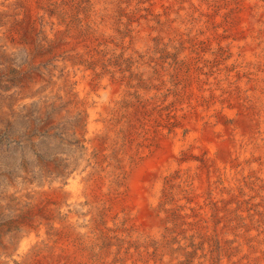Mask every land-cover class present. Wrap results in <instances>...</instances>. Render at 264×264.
Segmentation results:
<instances>
[{"label":"rangeland","instance_id":"rangeland-1","mask_svg":"<svg viewBox=\"0 0 264 264\" xmlns=\"http://www.w3.org/2000/svg\"><path fill=\"white\" fill-rule=\"evenodd\" d=\"M0 32V264H264V0H0ZM161 80L181 109L169 115L167 102L160 128L184 145L147 194L150 223L132 218L130 175L112 146L89 152L85 133L89 109L128 108ZM192 131L251 149L236 189L206 149L191 151ZM83 175L111 185L77 199Z\"/></svg>","mask_w":264,"mask_h":264},{"label":"bare ground","instance_id":"bare-ground-1","mask_svg":"<svg viewBox=\"0 0 264 264\" xmlns=\"http://www.w3.org/2000/svg\"><path fill=\"white\" fill-rule=\"evenodd\" d=\"M103 1V0H102ZM128 1V0H127ZM158 1V0H157ZM164 1V0H163ZM107 2V1H106ZM177 2V1H176ZM182 2V1H181ZM198 2V1H197ZM196 2V3H197ZM33 3V2H32ZM127 3V2H126ZM138 3V2H137ZM112 4V3H111ZM177 4V3H176ZM175 4V5H176ZM158 5V4H157ZM169 5V4H168ZM173 5V4H172ZM191 5V4H190ZM200 5V4H199ZM203 5V4H202ZM201 5V6H202ZM160 7V6H159ZM173 7V6H172ZM179 7V6H178ZM191 7V6H190ZM144 8V7H143ZM112 9V8H111ZM120 9V8H119ZM126 9V8H125ZM180 9V7H179ZM183 9V8H182ZM31 10V9H30ZM38 10V9H37ZM162 10V9H161ZM174 10V8H173ZM184 10V9H183ZM195 10V9H194ZM34 11V10H33ZM82 11V10H81ZM134 11V10H133ZM137 11V10H136ZM36 12V11H35ZM119 12V11H118ZM122 12V11H120ZM188 12V11H187ZM38 13V12H37ZM152 13V12H151ZM165 13V12H164ZM170 13V12H169ZM128 14V13H127ZM132 14V13H131ZM149 14V13H148ZM163 14V13H162ZM177 14V13H176ZM40 15V14H39ZM104 15V14H103ZM106 15V14H105ZM115 15V14H114ZM118 15V14H117ZM49 16V15H48ZM125 16V15H124ZM143 16V15H142ZM155 16V15H154ZM182 16V15H181ZM187 16V15H186ZM192 16V15H190ZM37 17V15H36ZM86 17V15H85ZM127 17V16H126ZM136 17V16H135ZM99 18V17H98ZM108 18V16H107ZM161 18V17H160ZM193 18V17H192ZM104 19V18H103ZM118 19V18H117ZM116 19V20H117ZM135 19V18H134ZM143 19V18H142ZM156 19V18H155ZM169 19V18H168ZM172 19V18H171ZM180 19V18H179ZM96 20V19H95ZM101 20V19H100ZM130 20V19H129ZM191 20V19H190ZM201 20V19H200ZM107 21V20H106ZM142 21V20H141ZM174 21V20H173ZM99 22V21H98ZM132 22V21H131ZM62 23V22H61ZM138 23V22H137ZM159 23V22H158ZM196 23V22H195ZM100 24V23H99ZM126 24V23H125ZM148 24V23H147ZM168 24V23H167ZM170 24V23H169ZM178 24V23H177ZM54 25V24H53ZM57 25V24H56ZM105 25V24H104ZM160 25V24H159ZM197 25V24H196ZM114 26V25H113ZM166 26V25H165ZM170 26V25H169ZM185 26V25H184ZM56 27V26H55ZM54 27V28H55ZM67 27V26H66ZM116 27V26H115ZM142 27V26H140ZM138 27V28H140ZM154 27V26H152ZM168 27V26H167ZM195 27V26H194ZM199 27V26H198ZM83 28V27H82ZM81 28V29H82ZM137 28V27H136ZM93 29V28H92ZM123 29V28H122ZM133 29V28H132ZM161 29V28H160ZM162 30V29H161ZM171 30V29H170ZM46 31V30H45ZM84 31V30H82ZM101 31V30H100ZM99 31V32H100ZM122 31V30H121ZM134 31V30H133ZM138 31V30H137ZM164 31V30H163ZM176 31V30H175ZM180 31V30H179ZM15 32V31H14ZM86 32V31H84ZM159 32V31H158ZM1 33V32H0ZM138 33V32H137ZM190 33V32H189ZM65 34V33H64ZM95 34V33H94ZM134 34V33H133ZM150 34V33H148ZM68 35V34H67ZM83 35V34H82ZM86 35V34H84ZM195 35V33H194ZM29 36V35H28ZM33 36V34H32ZM52 36V35H51ZM104 36V35H103ZM138 36V35H136ZM254 36V35H253ZM84 37V36H83ZM88 37V36H87ZM99 37V36H98ZM111 37V36H110ZM135 37V36H133ZM154 37V36H153ZM196 37V36H195ZM255 37H258L257 35ZM7 38V37H6ZM58 38V37H57ZM63 38V37H62ZM80 38V37H79ZM115 38V37H114ZM185 38V37H184ZM50 39V38H49ZM83 39V38H82ZM91 39V38H90ZM105 39V38H104ZM103 39V40H104ZM111 39V38H110ZM122 39V38H121ZM192 39V38H191ZM31 40V39H30ZM98 40V39H97ZM161 40V39H160ZM189 40V39H188ZM264 40V39H263ZM53 41V40H52ZM66 41V40H65ZM94 41V40H93ZM115 41V40H114ZM119 41V40H118ZM117 41V42H118ZM137 41V40H136ZM165 41V40H164ZM176 41V40H175ZM61 42V41H60ZM59 42V43H60ZM70 42V41H69ZM82 42V41H81ZM103 42V41H102ZM130 42V41H129ZM140 42V41H139ZM157 42V41H156ZM182 42V41H181ZM190 42V41H189ZM63 43V42H62ZM85 43V42H84ZM90 42H88L89 45ZM94 43V42H93ZM111 43V42H110ZM113 43V42H112ZM123 43V42H122ZM138 43V42H137ZM160 43V42H159ZM183 43V42H182ZM49 44V43H48ZM77 44V43H76ZM80 44V42H79ZM96 44V43H95ZM98 44V43H97ZM96 44V45H97ZM54 45V43H53ZM52 45V46H53ZM59 45V44H58ZM142 45V44H140ZM190 45V44H189ZM258 45V44H257ZM56 46V45H55ZM130 46V45H129ZM166 46V45H165ZM171 46V45H170ZM49 47V46H48ZM72 47V46H71ZM74 47V46H73ZM72 47V48H73ZM98 47V46H96ZM133 47V46H132ZM177 47V46H176ZM33 48V47H32ZM68 48V47H67ZM125 48V47H124ZM160 48V47H159ZM190 48V47H189ZM239 48V47H238ZM55 49V48H54ZM102 49V48H101ZM105 49V48H104ZM147 49V48H146ZM154 49V48H153ZM173 49V48H172ZM187 49V48H186ZM192 49V48H190ZM94 50V49H93ZM110 50V49H108ZM59 51V50H58ZM125 51V50H123ZM132 51V50H131ZM136 51V50H135ZM175 51V50H174ZM180 51V50H179ZM189 51V50H188ZM191 51V50H190ZM263 51V50H262ZM34 52V51H33ZM68 52V50H67ZM71 52V51H69ZM73 52V51H72ZM110 52V51H109ZM241 52V50H240ZM94 53V52H93ZM105 53V52H104ZM115 53V52H114ZM113 53V54H114ZM168 53V52H167ZM231 53V52H230ZM236 53V52H235ZM65 54V53H64ZM108 54V53H107ZM163 54V53H162ZM134 55V54H133ZM168 55V54H167ZM180 55V54H179ZM190 55V54H188ZM242 55V54H241ZM77 56V55H76ZM86 56V55H85ZM102 56V55H101ZM157 57V56H156ZM234 57V56H233ZM105 58V57H104ZM116 58V57H115ZM155 58V57H154ZM182 58V57H181ZM84 59V58H83ZM165 59V58H164ZM114 60V59H113ZM119 60V59H118ZM122 60V59H121ZM150 60V59H149ZM182 60V59H181ZM180 60V61H181ZM193 60V59H192ZM66 61V60H65ZM88 61V60H87ZM93 61V60H92ZM128 61V60H127ZM146 61V60H145ZM198 61V60H197ZM136 62V61H135ZM138 62V61H137ZM160 62V61H159ZM162 62V61H161ZM191 62V61H189ZM90 63V62H89ZM99 63V62H98ZM113 63V62H112ZM117 63V62H116ZM142 63V62H141ZM184 63V62H183ZM256 63V62H255ZM258 63V62H257ZM66 64V63H65ZM80 64V62H79ZM140 64V63H139ZM182 64V63H181ZM228 64V63H227ZM67 65V64H66ZM81 65V64H80ZM90 65V64H89ZM169 65V64H168ZM242 65V64H241ZM244 65V64H243ZM71 66V65H70ZM88 66V65H87ZM150 66V65H149ZM161 66V65H160ZM179 66V65H178ZM177 66V67H178ZM182 66V65H181ZM186 66V65H185ZM230 66V65H229ZM245 66V65H244ZM69 68V67H68ZM67 68V69H68ZM136 68V67H135ZM185 68V67H184ZM183 68V69H184ZM239 68V67H238ZM257 68V67H256ZM259 68V67H258ZM93 69V68H92ZM134 69V68H133ZM177 69V68H176ZM186 69V68H185ZM231 69V68H230ZM69 70V69H68ZM88 70V69H87ZM223 70V69H222ZM165 71V70H164ZM167 71V70H166ZM186 71V70H185ZM174 72V70H173ZM171 72V73H173ZM88 73V72H87ZM94 73V72H93ZM148 73V72H147ZM190 73V72H189ZM194 73V72H193ZM67 74V73H66ZM82 74V73H81ZM109 74V73H108ZM122 74V73H121ZM154 74V73H153ZM156 74V73H155ZM163 74V73H162ZM178 74V73H177ZM226 74V73H225ZM120 75V74H119ZM136 75V74H135ZM68 76V75H67ZM112 76V75H111ZM130 76V75H129ZM145 76V75H144ZM155 76V75H154ZM172 76V75H170ZM175 76V75H174ZM196 74L194 78L196 80ZM85 77V76H84ZM136 77V76H135ZM148 77V76H147ZM156 77V76H155ZM187 77V76H186ZM118 78V77H117ZM124 78V77H123ZM162 78V77H161ZM185 78V77H184ZM190 78V77H189ZM157 79V78H155ZM167 79V78H166ZM172 79V78H171ZM226 79V78H225ZM130 80V79H129ZM85 81V80H84ZM142 81V80H141ZM150 81V80H149ZM159 81V80H158ZM225 81V80H224ZM87 82V81H86ZM147 82V81H146ZM160 86L158 93H144L141 94L140 98L132 102L128 108L112 110L108 107L99 106L98 108L89 109L88 114V131L85 133V138L87 140V147L89 152L92 149L98 150V153L102 154L104 150L108 147L113 148V164L116 166V169L121 170L124 168L125 172L130 175V183L132 184V196H131V215L134 219L135 214H139V219L137 221H146L147 217H150V223L157 221L158 218L155 215V212H151L148 202L147 194L158 182L161 174L164 172L166 167L175 168L178 158L181 154L182 146L184 145L181 139V133L179 130L173 129V133L169 135L166 128H160L161 116L166 117L168 112L164 110L167 102L172 98H164V92L167 91L164 89L163 81H160ZM174 82V80H173ZM76 85V82H74ZM117 83V82H115ZM127 83V82H126ZM145 83V82H144ZM138 84V83H137ZM170 84V83H169ZM191 84V83H190ZM189 84V85H190ZM195 84V83H194ZM71 85V84H70ZM128 85V84H127ZM157 85V84H155ZM154 85V86H155ZM181 85V84H180ZM73 86V85H72ZM79 86V85H78ZM122 86V85H121ZM130 86V85H129ZM182 86V85H181ZM191 86V85H190ZM82 87V86H81ZM105 87V86H104ZM134 87V86H133ZM136 88V87H135ZM143 88V87H142ZM145 88V87H144ZM188 88V87H187ZM102 89V88H101ZM127 89V88H126ZM150 89V88H149ZM254 89V88H253ZM118 90V89H117ZM146 90V89H145ZM172 90V89H171ZM191 90V89H190ZM107 91V89H106ZM113 91V90H112ZM135 91V90H134ZM183 91V90H182ZM181 91V92H182ZM55 92V91H54ZM75 92V91H74ZM119 92V91H118ZM125 92V91H124ZM178 92V91H177ZM187 92V91H186ZM194 92V91H193ZM192 92V93H193ZM81 93V92H79ZM87 93V92H86ZM93 93V92H91ZM101 93L102 90H101ZM110 93V92H109ZM75 94V93H74ZM117 94V93H116ZM126 94V93H125ZM181 94V93H180ZM50 95V94H49ZM56 95V94H55ZM71 95V94H69ZM112 95V94H111ZM195 95V94H194ZM115 96V95H114ZM104 97V96H103ZM50 98V97H49ZM84 98H86L84 96ZM88 98V97H87ZM121 98V97H120ZM184 98V97H183ZM66 99V98H65ZM64 99V101H65ZM92 99V98H91ZM186 99V98H185ZM188 99V98H187ZM257 100V99H256ZM69 101V100H68ZM78 101V100H77ZM83 101V100H82ZM116 101V100H115ZM260 101V100H258ZM81 102V101H80ZM94 103V102H93ZM263 103V102H262ZM50 104V103H49ZM96 104V103H95ZM172 108L169 112V115H180L181 104L177 103V99L172 100ZM180 104V105H179ZM52 105V104H51ZM97 105V104H96ZM113 105H115L113 101ZM183 106V105H182ZM84 108V107H83ZM191 108V106H190ZM207 108V107H206ZM80 109V108H79ZM184 109V108H182ZM264 109V108H261ZM69 110V109H68ZM213 111V110H212ZM68 112V111H67ZM70 112V111H69ZM85 112V111H84ZM71 114V113H70ZM76 114V113H75ZM84 114V113H83ZM85 115V114H84ZM73 117V116H72ZM113 118V123H110L109 118ZM197 118V117H196ZM77 119V118H76ZM164 119V118H163ZM264 120V119H263ZM196 121V120H195ZM84 122V121H83ZM82 123V122H81ZM80 123V124H81ZM191 123V122H190ZM189 124V123H188ZM79 126V125H78ZM82 126V125H81ZM75 127V126H74ZM80 127V126H79ZM256 128V127H255ZM250 129V128H249ZM259 129V127H258ZM253 130V129H252ZM241 131V130H240ZM259 131V130H258ZM262 131V130H261ZM260 131V132H261ZM254 133V131H253ZM80 134V133H78ZM238 134V133H237ZM242 134V133H241ZM261 135V134H260ZM263 135V134H262ZM79 136V135H78ZM180 136V137H179ZM207 136V135H206ZM197 137V141L195 138ZM199 134L196 131H192L188 135V144L191 146L192 152H198V147L202 146L203 149H206L209 154V159L211 163L216 164V167L219 169L221 175L226 179L228 177L229 188L228 190H233L235 188V181L240 180L242 173L246 172L248 164L252 163V151L247 149L245 152H240L238 148L236 150H229L228 147H217L216 143L218 141L217 136L214 134L208 135L203 141H199ZM232 138V137H231ZM239 138V137H238ZM241 138V137H240ZM239 138V139H240ZM233 139V138H232ZM247 140V138H246ZM257 140V138L255 139ZM259 140V139H258ZM83 141V140H82ZM187 143V142H186ZM246 143V142H245ZM251 143V142H250ZM248 145V144H247ZM253 145V144H252ZM264 145V144H263ZM226 146V145H225ZM201 148V149H202ZM240 148V147H239ZM222 155L218 154V150ZM253 149V148H252ZM185 151V150H184ZM204 151V150H203ZM244 151V150H243ZM82 152V151H81ZM200 152V151H199ZM202 152V150H201ZM258 152V151H257ZM86 154V153H85ZM110 154V153H109ZM112 154V153H111ZM253 154V153H252ZM107 156V155H106ZM224 158L222 161L220 158ZM84 157V156H83ZM189 158V157H188ZM257 158V157H256ZM260 158V157H259ZM84 159V158H83ZM85 160V159H84ZM102 160V159H101ZM106 160V159H105ZM190 160V159H189ZM227 160L230 162L228 167L225 166ZM264 160V159H263ZM182 161V160H181ZM184 161V160H183ZM187 161V160H186ZM195 161V160H194ZM259 162V161H258ZM84 163V162H83ZM86 163V162H85ZM104 163V162H103ZM256 163V162H255ZM194 162L188 164H181V169L186 167L194 169ZM83 165V164H82ZM263 165V164H261ZM110 166V165H109ZM212 166V165H211ZM259 165H256V170L259 169ZM57 168V167H55ZM197 166L195 167V169ZM264 168V167H260ZM114 169V166H113ZM213 169V168H212ZM253 170V169H251ZM61 171V170H60ZM85 171V170H84ZM101 171V170H100ZM186 171V169H185ZM191 171V170H190ZM66 172V171H65ZM68 172V171H67ZM66 172V173H67ZM59 173V172H58ZM57 173V174H58ZM71 173V172H70ZM175 173V172H174ZM219 174V173H218ZM56 175V174H55ZM74 175V174H72ZM215 175V174H214ZM251 175V174H250ZM253 175V174H252ZM251 175V176H252ZM244 176V175H243ZM56 177V176H55ZM212 177V176H211ZM197 178V177H196ZM217 178V177H216ZM219 178V177H218ZM64 179V178H63ZM189 179V178H188ZM199 179V178H198ZM243 179V178H242ZM47 180V179H46ZM51 180V179H50ZM53 180V179H52ZM66 180V179H65ZM129 180V179H128ZM250 180V179H249ZM64 181V180H63ZM97 181V180H95ZM191 181V180H190ZM216 181V180H215ZM72 182V181H71ZM120 182V181H119ZM225 182V180L223 181ZM249 182V181H248ZM31 184V183H30ZM102 184V186H101ZM128 184V183H127ZM228 184V183H227ZM34 185V184H33ZM45 185V184H44ZM42 185V186H44ZM110 181L104 179V182L98 181L97 184L94 181H89L87 175H83L73 183V191L75 198L81 200L91 201V197L100 195L101 191L104 193L107 192L106 189H109ZM62 186V185H61ZM127 186V185H126ZM213 186V185H212ZM30 187V186H29ZM46 187V186H45ZM57 187V185H56ZM125 187V186H124ZM123 187V188H124ZM27 188V187H26ZM36 188V187H35ZM184 188V187H183ZM223 190V186H220ZM24 189V188H23ZM45 189V188H44ZM47 189V188H46ZM51 189V188H50ZM125 189V188H124ZM37 190V189H36ZM35 190V191H36ZM42 190V189H41ZM56 190V189H55ZM158 192L159 188H155ZM25 191V190H24ZM188 191V190H187ZM22 192V191H21ZM33 192V191H32ZM129 192V191H128ZM250 192V191H249ZM53 193V192H52ZM117 192V185L113 184V197ZM56 194V193H55ZM256 194V193H255ZM24 195V194H23ZM184 195V194H183ZM258 195V194H257ZM36 196V195H35ZM255 196V195H253ZM129 197V196H128ZM261 197V195H260ZM20 198V197H19ZM74 198V197H73ZM245 198V197H244ZM256 198V197H255ZM22 199V198H21ZM52 199V198H51ZM60 199V198H59ZM262 199V198H261ZM27 200V199H26ZM46 200V199H45ZM118 200V199H117ZM258 200V199H257ZM35 201V200H34ZM52 201V200H51ZM64 201V200H63ZM74 201V200H72ZM105 201V199H104ZM109 201V200H108ZM120 201V200H119ZM123 201V200H122ZM232 201V200H231ZM259 201V200H258ZM77 202V201H76ZM121 202V201H120ZM122 203V202H121ZM64 204V203H63ZM82 204V203H81ZM85 204V203H84ZM255 204V203H254ZM260 204V203H259ZM48 205V204H47ZM76 205V204H75ZM87 205V204H86ZM84 205V206H86ZM247 205V204H246ZM30 206V205H29ZM44 206V205H43ZM42 206V207H43ZM49 206V205H48ZM70 206V205H69ZM111 206V205H110ZM120 206V205H119ZM156 206V204H155ZM45 207V206H44ZM71 207V206H70ZM30 208V207H29ZM51 208V207H50ZM121 208V207H120ZM264 208V207H263ZM28 209V208H27ZM37 209V208H36ZM44 209V208H42ZM76 209V208H75ZM86 209V208H85ZM84 209V210H85ZM93 209V208H92ZM105 209V208H104ZM129 209V210H130ZM233 209V208H232ZM24 210V209H23ZM45 210V209H44ZM66 210V209H65ZM140 210V211H139ZM264 210V209H263ZM20 211V210H19ZM39 211V210H37ZM78 208V212H79ZM30 212V211H29ZM45 212V211H44ZM56 212V211H54ZM53 212V213H54ZM64 212V211H63ZM255 212V211H254ZM28 213V212H27ZM43 213V212H42ZM52 213V214H53ZM68 213V212H67ZM74 213V212H73ZM247 213V212H245ZM39 214V213H38ZM51 214V213H50ZM72 214V213H71ZM242 214V213H241ZM25 215V214H24ZM32 215V214H31ZM54 215V214H53ZM57 215V214H55ZM50 216V215H49ZM60 216V215H59ZM20 217V216H19ZM47 217V216H46ZM57 217V216H56ZM62 217V216H61ZM64 217V216H63ZM67 217V216H66ZM76 218V217H75ZM89 218V217H88ZM138 218V217H137ZM160 218V217H159ZM27 219V218H26ZM31 219V218H30ZM79 220V219H78ZM87 220V219H86ZM114 220V219H113ZM224 220V219H223ZM17 221V220H16ZM67 222V221H66ZM77 223V222H76ZM107 223V222H106ZM12 224V223H11ZM40 224V223H39ZM61 224V223H60ZM111 222H108L110 225ZM156 224V223H155ZM47 225V224H44ZM52 225V224H51ZM50 225V226H51ZM146 225V224H145ZM144 224L141 227L145 226ZM62 226V225H61ZM244 226V225H243ZM11 227V226H10ZM37 227V226H36ZM39 227V226H38ZM41 227V226H40ZM73 227V226H72ZM87 227V226H86ZM264 227V226H263ZM34 228V227H33ZM42 228V227H41ZM19 229V228H18ZM46 229V228H45ZM73 229V228H72ZM80 229V228H79ZM144 229V228H143ZM249 229V228H248ZM12 230V229H11ZM43 230V229H42ZM52 230V229H51ZM222 230V229H221ZM220 230V231H221ZM4 231V230H3ZM14 231V230H13ZM40 231V230H39ZM45 231V230H44ZM49 231V230H48ZM17 232V231H16ZM22 232V231H21ZM46 232V231H45ZM18 233V232H17ZM35 233V232H34ZM248 233V232H247ZM246 233V234H247ZM80 234V233H79ZM21 235V234H20ZM82 235V234H81ZM103 235V234H102ZM230 235V234H229ZM83 236V235H82ZM255 236V235H254ZM85 237V236H84ZM15 238V237H14ZM26 238V237H25ZM28 238V237H27ZM47 238V237H46ZM190 238V237H189ZM20 239V238H19ZM42 239V238H41ZM256 239V238H255ZM226 240V239H225ZM77 241V240H76ZM14 242V241H13ZM54 242V241H53ZM232 242V241H231ZM20 243V242H19ZM93 243V242H92ZM27 244V243H25ZM183 244V243H182ZM30 245V244H29ZM96 245V244H95ZM223 245V244H222ZM240 245V244H239ZM257 245V244H256ZM25 246V245H24ZM46 246V245H45ZM255 246V245H254ZM3 247V246H2ZM231 247V246H230ZM229 248V247H228ZM5 249V248H4ZM22 249V248H21ZM47 249V248H46ZM177 249V248H176ZM9 250V249H8ZM242 250V249H241ZM256 251V250H255ZM5 252V250H4ZM8 253V252H7ZM226 253V252H225ZM235 254V253H234ZM7 256V254L5 255ZM70 256V255H69ZM10 257V256H9ZM39 258V257H38ZM67 258V257H66ZM68 261V260H67ZM193 261V260H192ZM197 261V260H195ZM5 262V261H4ZM60 262V261H59ZM9 263V262H8ZM13 263V262H12ZM247 263V262H246ZM193 264V263H192ZM233 264V263H232Z\"/></svg>","mask_w":264,"mask_h":264}]
</instances>
